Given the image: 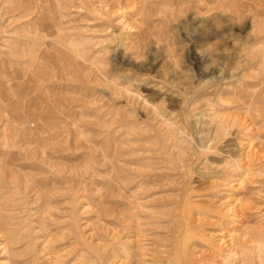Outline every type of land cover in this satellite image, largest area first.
Masks as SVG:
<instances>
[{"label": "rangeland", "instance_id": "374dc122", "mask_svg": "<svg viewBox=\"0 0 264 264\" xmlns=\"http://www.w3.org/2000/svg\"><path fill=\"white\" fill-rule=\"evenodd\" d=\"M56 2L0 0V264H260L253 231L264 234V173L244 174L234 158L255 168L246 144L264 151V117L235 102L263 77L264 38L246 35L262 31L264 11L236 20L228 0L225 9L203 0ZM53 12L71 23L43 31ZM66 49L88 63L66 69ZM214 71L229 83L219 96L236 103L219 110L247 117L248 133L212 139L215 106L203 86ZM119 75L145 80L142 94L175 122L166 145L143 102L111 101L107 80L123 82ZM157 83L163 93L143 92ZM175 84L199 93L184 101ZM45 99L51 113L61 103L75 113L64 148L40 134Z\"/></svg>", "mask_w": 264, "mask_h": 264}, {"label": "bare ground", "instance_id": "6f19581e", "mask_svg": "<svg viewBox=\"0 0 264 264\" xmlns=\"http://www.w3.org/2000/svg\"><path fill=\"white\" fill-rule=\"evenodd\" d=\"M203 1H208V2L211 1L215 4H218L217 8H222V9H225L226 2H227V0H203ZM228 1L231 3V10H232L233 15H234L236 20H241L243 15H245L246 13H249L251 11H256L258 14H262V11H264V0H228ZM250 1H252V3H250ZM56 3H57L56 6H58V8L64 7L61 3L58 2V0ZM50 6H51V4H50ZM30 9H31V7H29V10ZM90 10H92L94 12L95 11L99 12V10L96 7H94L93 4H91ZM47 16L48 17L46 18V20H44L41 23L42 24L41 29L43 31L46 30V28L49 26L53 27V28L59 27L60 25L57 24V22L58 21L60 22L61 20H63L66 24L71 23V21L69 19L67 20L66 17H64L62 14H59L58 12H55V13L53 12ZM142 22L148 23V21L146 19L143 20ZM252 27H253V22H252ZM55 30H57V29H55ZM229 30H230V28H229ZM261 30L262 31H259V33H262V32L264 33V26ZM259 33L253 34L252 32H248L246 35V38L248 41L258 40L260 38H264V36L262 37ZM56 35L57 34H55L54 36H56ZM63 50H65V49H63ZM58 53H59V55H61V58L65 63L64 66H66V69H69V67H71V64H72L71 61L72 60L84 62L85 64L88 63V59L85 58L84 55L79 50H74V51L67 50L66 52L60 50V51H58ZM127 61H128L127 64H131V62L133 60H132V58H128ZM255 62H256L255 60H246L247 66L249 64H252ZM261 64H262L263 77L261 79H256L255 81L250 82L251 81L250 80V81L245 83V85L248 87L252 86L254 88V91H252L251 94H246V93L237 94L238 99L235 101L236 103L238 101L242 107H245V110H246L247 114H249L250 117H251L250 111L255 110L256 112H258V114L255 116L256 118L264 117V89L259 90V88H258V87H260V85H261V87L264 86V52L262 53ZM88 67L89 66L87 65L84 69H87ZM236 68H239V67H236ZM243 68H244V66H243ZM95 71L97 72L96 76H102L103 75V73L100 72L98 67L97 68L95 67ZM234 75L235 74L232 73L230 75V78H232ZM242 75H243V77L245 76L244 74H242ZM213 76H214L213 79L208 81L207 84L205 86H203V89L206 90L205 96H207L203 99V101L215 106V108L213 109V112L210 114L211 118L208 119L209 120L208 123H213L212 127L208 126L209 132H211L213 134L212 139L215 138L216 141L217 140L221 141L224 138H226L228 135H231V134L239 135V133L241 131H244V133H248L249 131L252 130L253 122L252 121L250 122V120L247 117H244L242 115L240 118H237V117H234L235 115L233 116V115H230L229 113H221V111L219 110L223 107L225 108V106H227V107L232 106L233 104H236V103L231 102L229 100H226V99L219 96L221 91H226L228 89L227 86L229 85V83H226L227 78L225 77V75H223L222 73L217 74L216 71H214ZM119 78L123 79V82H120L119 80L117 81L116 79L113 80L110 78L107 80L108 85H106V91H107L106 93L108 96L111 97V101L114 102V104H116V105H119V103L121 105L124 102L123 103L124 105H130L133 107L136 106L137 103L143 102L144 105H146V106H144L143 112L146 114V116H148L147 119L149 120L151 126L154 127L156 132H158V134L161 135L160 136V140L162 141L161 143L163 145H166V143H168V141L169 140L171 141V139H172V137L170 135L171 133H170L169 127L170 126L173 127L172 125H174L175 122H171L172 119L167 118L168 113H167V111H164V108L159 107V106H155V105L153 106L152 103L150 102V99L145 97L146 96L145 94L144 95L142 94L141 90L144 87L145 80L130 79L128 76H125V75H119ZM125 82H128V83L131 82L132 85L133 86L135 85L137 89L134 90V88L132 89L131 87L126 86ZM175 86L180 88L179 94L177 96H181L183 98L182 100H184V101L187 100L186 96L189 93H191L192 95H195V96H197L199 93V88L192 87L191 85L185 86L182 84L181 85L175 84L174 87ZM164 87H166V86H159V84L157 83V84H153L152 86L150 85V87L144 88L143 92H145V90H147V89H149V90L152 89L154 91L158 90V93H161V92L163 93ZM165 91L166 92L170 91V88H167V90H165ZM48 92L49 91L46 92L45 98L49 97ZM171 94H172V98H170V101H172L173 97L176 96V93L171 92ZM210 95H213L214 98H209L208 96H210ZM45 101H46L45 102V116H44V120H43V123L41 125V130H40V134L42 135V139H43V141L48 142V141L53 140L54 138L55 139L62 138L61 142L63 144L62 147L64 148L65 147L64 143L65 144L70 143L71 137L73 135V130H75V128H76V125L74 124L75 121L69 122V120H68V118L73 117L75 115V113H74V111L68 112V110L72 109V108H71V105L66 106L65 103H63V104L61 103V105H59L60 109L57 112L51 113L47 107L48 99H45ZM210 102H212V103H210ZM216 106H218L219 108L218 107L216 108ZM120 108H122V107H120ZM117 119L118 118H115V119L112 118L110 121L112 123H114L116 121L115 123H117ZM58 128H60V130ZM234 129H235V131H233ZM178 131H179V129H178ZM182 132H184V131L182 130ZM210 139H211V137H210ZM206 140H208V139H206ZM212 144H214V143H212ZM215 144H217V143H215ZM246 145L247 146L245 147V149H248V151L246 153L248 155L247 157H249V156L254 157L255 159H258L260 161V163H258V167L256 166L257 168L255 167L256 168L255 169L252 167L253 164L251 165L249 161L244 160V162H242V159L244 157L243 156L242 159L234 158V160H235L234 162L236 163V168L240 169L242 172H244V174H248V175L249 174L250 175H253V174L256 175V174L264 173V151H262L256 145H254L252 141H249L248 144H246ZM223 146L229 147V146H231V143L229 142L227 144H224ZM221 151H222L221 153H224L226 155L230 154V157L234 156L231 153V149L227 148V149H222ZM253 232L255 234H257V236L259 235L261 237V240L257 239L258 244L259 243L261 244V245H259V249H257L258 251H256L253 248L257 253L255 258H257L260 261V264H261V262L264 264V241H262V239H264V234L261 235L260 233H258V230H255V229ZM244 236H246V234L243 235V237ZM243 237H242V240H243ZM254 237H255V235H254ZM250 238H251L250 240H252V241L255 240V239H252V237H250ZM258 244L256 246H258ZM253 246H255V245L253 244ZM231 251L235 255L237 254V252L234 248L231 249ZM227 259H228V257L225 260H227Z\"/></svg>", "mask_w": 264, "mask_h": 264}]
</instances>
